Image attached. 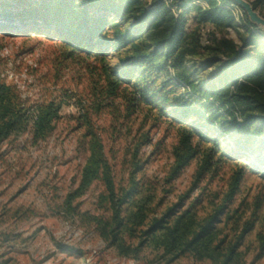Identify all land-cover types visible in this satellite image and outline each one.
Masks as SVG:
<instances>
[{
	"label": "trees",
	"instance_id": "1",
	"mask_svg": "<svg viewBox=\"0 0 264 264\" xmlns=\"http://www.w3.org/2000/svg\"><path fill=\"white\" fill-rule=\"evenodd\" d=\"M193 1L0 0V32L44 33L66 49L65 59L94 57L100 67L91 72L103 82L106 96H120L133 108L155 106L178 123L171 177L189 164L200 143L211 144L201 167L208 170L218 139L225 136L234 142H228L225 156L254 157V168L264 171V37L254 32L257 26L245 12L236 22L231 0H202L204 6ZM260 1L251 2L255 10ZM173 8L182 11L175 15ZM190 9L192 23L185 17ZM228 30L237 31L241 43L227 38ZM204 55L197 66L193 58ZM60 107L52 99L32 102L15 84L0 79V148L26 131L32 143L44 141L60 118ZM80 121L88 155L77 186L64 198L68 211L75 212L74 200L100 181L99 202L109 215H90L87 221L121 255L136 254L145 245L174 258L188 254L214 264L237 262L238 243H225L217 223L238 179L224 204L206 218H197L190 208L152 217L153 195L138 191L133 177L128 188L116 189L101 138L84 115Z\"/></svg>",
	"mask_w": 264,
	"mask_h": 264
},
{
	"label": "rangeland",
	"instance_id": "2",
	"mask_svg": "<svg viewBox=\"0 0 264 264\" xmlns=\"http://www.w3.org/2000/svg\"><path fill=\"white\" fill-rule=\"evenodd\" d=\"M233 11L240 21L243 9ZM256 11L264 16V0ZM194 16L193 9L185 15L189 23ZM254 32L264 37V28ZM226 37L241 43L237 31L228 30ZM65 54L60 42L44 33L0 32V79L15 84L32 102L52 99L61 105L60 118L44 141L32 143L26 131L0 148V264H214L188 254L174 258L145 245L136 254L121 255L87 221L90 215H109L99 202L100 181L74 200L75 212L64 207L88 155L82 115L101 138L116 189L128 188L133 177L138 191L154 197L152 217L170 208L175 213L190 208L197 218H206L224 204L238 179L219 216V237L238 243L239 259L232 264H264V171L254 168L255 158L225 156L228 142H234L219 137L208 170L201 172V167L211 144L200 143L189 164L171 177L180 125L155 106L133 108L120 96H106L103 82L91 72L99 69L97 60L84 55L65 59ZM206 57L193 60L199 66Z\"/></svg>",
	"mask_w": 264,
	"mask_h": 264
},
{
	"label": "water",
	"instance_id": "3",
	"mask_svg": "<svg viewBox=\"0 0 264 264\" xmlns=\"http://www.w3.org/2000/svg\"><path fill=\"white\" fill-rule=\"evenodd\" d=\"M238 7L243 9V11L248 16L249 20L254 23L257 27L264 28V17H262L247 0H231Z\"/></svg>",
	"mask_w": 264,
	"mask_h": 264
},
{
	"label": "built area",
	"instance_id": "4",
	"mask_svg": "<svg viewBox=\"0 0 264 264\" xmlns=\"http://www.w3.org/2000/svg\"><path fill=\"white\" fill-rule=\"evenodd\" d=\"M168 3H169V2H168ZM193 3H197V4L202 5V0H194ZM202 6H204V5H202ZM230 7H231L232 9H234V8H240V7H238L236 4H234L233 2L230 4ZM173 12H175V9H174V8H173ZM178 13H179V11H178ZM178 13L175 12V15H177ZM237 23L240 24V21H237ZM205 43L207 44L208 41L205 40Z\"/></svg>",
	"mask_w": 264,
	"mask_h": 264
}]
</instances>
